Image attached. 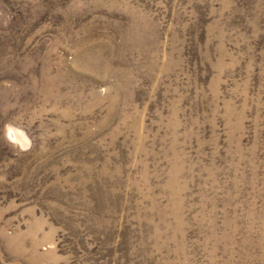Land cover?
Here are the masks:
<instances>
[{
	"label": "rangeland",
	"instance_id": "rangeland-1",
	"mask_svg": "<svg viewBox=\"0 0 264 264\" xmlns=\"http://www.w3.org/2000/svg\"><path fill=\"white\" fill-rule=\"evenodd\" d=\"M0 264H264V0H0Z\"/></svg>",
	"mask_w": 264,
	"mask_h": 264
},
{
	"label": "clouds",
	"instance_id": "clouds-1",
	"mask_svg": "<svg viewBox=\"0 0 264 264\" xmlns=\"http://www.w3.org/2000/svg\"><path fill=\"white\" fill-rule=\"evenodd\" d=\"M103 90V89H102ZM4 136L21 151H27L32 146V141L26 130L11 122L4 125Z\"/></svg>",
	"mask_w": 264,
	"mask_h": 264
}]
</instances>
